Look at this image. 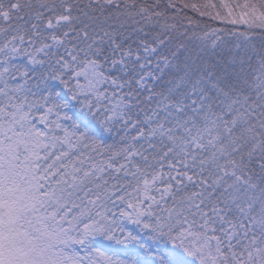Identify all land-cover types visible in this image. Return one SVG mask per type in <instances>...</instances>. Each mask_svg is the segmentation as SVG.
Returning <instances> with one entry per match:
<instances>
[{
	"label": "snow or ice",
	"instance_id": "6c2138e0",
	"mask_svg": "<svg viewBox=\"0 0 264 264\" xmlns=\"http://www.w3.org/2000/svg\"><path fill=\"white\" fill-rule=\"evenodd\" d=\"M0 264H264V0H0Z\"/></svg>",
	"mask_w": 264,
	"mask_h": 264
},
{
	"label": "trees",
	"instance_id": "16d2710c",
	"mask_svg": "<svg viewBox=\"0 0 264 264\" xmlns=\"http://www.w3.org/2000/svg\"><path fill=\"white\" fill-rule=\"evenodd\" d=\"M188 14H189V15H195L194 13H192V12H190V11L188 12ZM218 24H219V23H217V25H218ZM219 26H220V25H219Z\"/></svg>",
	"mask_w": 264,
	"mask_h": 264
},
{
	"label": "rangeland",
	"instance_id": "374dc122",
	"mask_svg": "<svg viewBox=\"0 0 264 264\" xmlns=\"http://www.w3.org/2000/svg\"><path fill=\"white\" fill-rule=\"evenodd\" d=\"M232 2H233V3H235V2H236V0H232ZM241 2H242V0H241ZM193 16H194V15H193ZM216 26H219V24H218V25H216ZM238 27H239V26H238Z\"/></svg>",
	"mask_w": 264,
	"mask_h": 264
}]
</instances>
